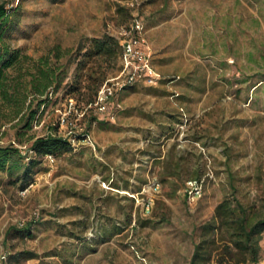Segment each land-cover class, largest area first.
<instances>
[{"label": "rangeland", "instance_id": "rangeland-1", "mask_svg": "<svg viewBox=\"0 0 264 264\" xmlns=\"http://www.w3.org/2000/svg\"><path fill=\"white\" fill-rule=\"evenodd\" d=\"M2 1L15 9L6 38L22 56L11 93L28 98L20 110L0 96V145L27 151L56 127L75 140L27 187L0 170V264H189L230 172L242 201L264 204V0ZM134 16L164 80L127 86L101 111L83 98L79 48L118 38ZM101 65L109 78L120 60ZM41 68L57 73L46 105L31 91ZM197 173L202 194L189 199ZM29 222L32 237L7 239ZM260 244L264 260V232Z\"/></svg>", "mask_w": 264, "mask_h": 264}, {"label": "trees", "instance_id": "trees-1", "mask_svg": "<svg viewBox=\"0 0 264 264\" xmlns=\"http://www.w3.org/2000/svg\"><path fill=\"white\" fill-rule=\"evenodd\" d=\"M127 10V7L122 6ZM15 9L7 7L5 1L0 2V96L10 101L17 98L18 108L25 106L28 92L23 99L17 96L15 91L11 93L9 82V69L22 61L19 50L12 48L7 41V34L13 25ZM131 24V23H130ZM130 24L125 25L129 27ZM85 48V51H83ZM81 59L79 65L87 67L88 90L83 93L87 104H93L98 91L108 79V72L102 69L103 60L115 62L122 54L120 40L111 34L93 37L87 47L79 48ZM95 63V64H94ZM57 73L52 68L39 69L38 75L32 78L31 91L40 98V105H46L47 97L51 92ZM115 96V95H114ZM113 96V97H114ZM38 111H33L27 122L26 128L31 127ZM74 145L69 137L62 135L58 128L51 129L46 135L33 138L27 151L20 147L0 145V170H8L10 173L17 172V180L22 187H27L38 172V166L44 159L61 156L72 152ZM171 174H176L172 172ZM200 173L195 174L185 181L201 179ZM197 176V177H196ZM230 194L226 195L216 206L212 218L200 227V240L195 244L189 264H264L261 255V238L264 232V204L259 207L254 203H246L237 196L238 187L235 184L233 173H229ZM32 224L22 226L14 225L7 230V239L11 236L22 238L32 237ZM25 258L35 256L31 251L25 252ZM216 259L213 261V259ZM19 259L17 256H10ZM215 262V263H214Z\"/></svg>", "mask_w": 264, "mask_h": 264}, {"label": "built area", "instance_id": "built-area-1", "mask_svg": "<svg viewBox=\"0 0 264 264\" xmlns=\"http://www.w3.org/2000/svg\"><path fill=\"white\" fill-rule=\"evenodd\" d=\"M118 39L122 45L119 71L103 83L93 103L101 111L107 110L111 98L127 86L164 80L153 63L151 46L145 37L144 24L138 16H134L129 27L120 30ZM175 80L177 77L168 79V83ZM70 139L72 142L75 140ZM48 157L53 159L51 155ZM202 190L203 179L187 181L185 192L189 199L201 196Z\"/></svg>", "mask_w": 264, "mask_h": 264}]
</instances>
